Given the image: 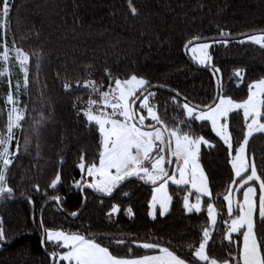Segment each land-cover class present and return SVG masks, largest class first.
Wrapping results in <instances>:
<instances>
[{"label": "trees", "instance_id": "16d2710c", "mask_svg": "<svg viewBox=\"0 0 264 264\" xmlns=\"http://www.w3.org/2000/svg\"><path fill=\"white\" fill-rule=\"evenodd\" d=\"M9 2L14 7L7 21L8 46L11 48L15 43L29 54L40 53L42 60L37 70L36 58L32 56L27 94L20 90L19 106H26V118L22 121L23 127L14 130L21 145L19 158L14 161L9 175L14 197L0 201V227L8 241L0 244V264H50L40 244L41 212L45 227L85 235L91 232L120 256H128L129 248L133 250L132 255L144 254L145 250L133 241L151 239L177 250L182 258H189L187 245L198 246L207 215L203 203L200 214L184 212L183 197L188 193L183 186L169 185L172 203L165 216L157 214L155 220L147 214L151 187L138 181L127 182L121 186L123 191L117 190L110 199L103 198V204L96 195H89L78 217L68 218L67 215L77 212L82 205V194L73 187L74 182L81 179L77 168L79 157L84 152L86 162H91L97 155L98 134L89 132L82 118L77 116L79 108L89 99V91L73 88L68 94L63 86L66 82L73 86L78 80L91 78L103 81L106 87L105 68L122 78L138 74L152 85H164L163 89L152 91L157 92L160 114L172 125L177 119H184L182 109L171 103L170 98L176 92L196 104L210 103L215 94L212 76L187 60L182 54L184 45L194 36L212 42L219 38L220 30L231 33V37L259 34L264 29V0H132L138 10L135 17L128 10V0ZM238 39L241 38L230 39L227 47L215 44L210 52L214 64L221 69L218 78L227 94L240 101L246 98L249 83L264 78V49L248 43L241 45L236 43ZM2 43L4 40L0 39ZM187 57L192 62L189 51ZM11 66L9 61V68ZM238 68L244 70V80L237 87L233 72ZM87 73H91V77H87ZM9 79L0 77V131L6 128L10 107L5 104ZM10 80L12 85L13 79ZM41 112L47 117L46 122L33 132V122ZM196 130L215 145L201 147L199 162L210 179L213 199L217 200L215 194L221 193L217 200L219 207L230 183L226 149L222 142L216 144L218 138L211 132L210 125L203 131L197 125ZM243 130L242 114H231L230 132L234 143L242 140ZM25 136L30 140L27 152L23 150ZM15 149L14 141L10 150ZM246 155L255 161L258 170L264 171V134L250 138ZM57 171L61 172V183L52 189L49 184ZM34 185H38V192ZM53 195L59 196L61 203L50 202L44 206ZM193 197L194 193L189 195V200ZM28 198L32 199L31 204ZM113 203L121 210L109 218L106 213ZM128 207L134 213L131 218L125 211ZM223 211L226 216L225 209ZM222 229L223 224L218 220L213 233L216 238L213 255L218 257L226 255L220 244ZM115 239L127 243L117 246L111 243ZM45 247L52 250L51 245Z\"/></svg>", "mask_w": 264, "mask_h": 264}, {"label": "snow or ice", "instance_id": "6c2138e0", "mask_svg": "<svg viewBox=\"0 0 264 264\" xmlns=\"http://www.w3.org/2000/svg\"><path fill=\"white\" fill-rule=\"evenodd\" d=\"M13 7L14 4L9 0H0V29H3L0 39L4 40V43L0 44V49H3L0 51V64L3 65L0 68V77L10 78L8 64L14 58L23 73V88L27 94L31 58L35 56L39 70L42 57L40 53L25 52L15 43L11 48L8 46L7 21ZM128 10L132 17L138 15L132 0H128ZM231 35L220 30L219 38L213 39L212 42H199L202 38L194 36L184 45L186 51L192 53V60L197 65L212 72L215 94L210 103L196 104L187 97L181 98V94L176 92L170 98L171 103L175 108L182 109L184 119H177L172 125L160 114L157 92L152 91L156 86L138 74L132 73L122 78L105 68L106 90L103 81L85 78L82 84V87L89 91V99L87 107L80 108L77 116L82 118L89 132L98 134L97 155L91 162H86V154L81 153L77 164L81 179L75 181L73 187L80 190L85 201L94 193L103 204L104 197H112L117 190L123 191L121 186L126 182L141 181L145 185H151L147 214L155 220L157 214L164 217L172 203L169 185H175L177 188L183 186L184 191L188 193L183 197L184 212L200 214L203 203L206 205L207 215V222L198 238V246L192 243L187 245L190 249L189 258H182L177 254V250L159 240L151 239L148 242L133 241L138 248L145 250L144 254L132 255L133 250L129 248L128 256H120L91 232L85 235L81 232L52 230L45 227L41 220L40 228L44 234L41 245L52 246L51 251L45 247L50 264H264V171L258 170L255 161L246 155L250 138L256 134H264V78L248 84L245 99L237 101L227 94L225 86L218 78L221 69L214 64L210 49L215 44L227 47ZM241 36L245 38L236 40V43H251L264 49V29L259 34ZM87 77H91V73H87ZM233 77L237 79L238 87L244 80V70L235 69ZM76 85L77 88L81 87L79 80ZM63 87L68 94L73 91L68 82ZM20 89L21 85L17 82L13 93L9 79V93L5 104L10 107L7 108L6 128L0 131V201L14 197L9 175L14 161L19 158L21 147L14 130L21 129L22 121L26 118V106H19ZM73 106L76 107L75 104ZM231 114H242L243 119L242 140L235 143L230 132ZM46 119L45 114L41 112L39 118L33 122V132L45 123ZM197 125L200 131L210 125L211 132L218 138L216 144L222 142L226 149V163L230 165V183L222 194L223 204L219 207L217 200L221 193L217 192V200L213 199L210 179L199 162L201 147L212 148L215 145L197 133ZM14 141L16 149L10 150ZM29 143V137L25 136V152L28 151ZM60 183L61 172L57 171L49 187L55 189ZM34 187L38 192V185ZM85 189L91 191L85 192ZM192 193H195L194 202L189 200ZM238 193H242V198H238ZM123 195L128 196V193L123 192ZM205 197L207 200H202ZM50 199L55 200L57 204L61 203L59 196L53 195ZM32 202V199L28 198V203ZM225 208L226 216L223 211ZM120 210V206L113 203L106 215L112 218ZM125 211L130 218L134 215L131 207ZM70 215L76 217L77 212ZM218 220L223 224L220 233L221 248L226 253L223 257L213 255L216 239L213 233L217 229ZM7 242L6 233L0 227V244ZM111 243L120 246L127 242L115 239Z\"/></svg>", "mask_w": 264, "mask_h": 264}, {"label": "rangeland", "instance_id": "374dc122", "mask_svg": "<svg viewBox=\"0 0 264 264\" xmlns=\"http://www.w3.org/2000/svg\"><path fill=\"white\" fill-rule=\"evenodd\" d=\"M2 30L3 29H0V33L2 34ZM248 44H251V43H248ZM256 46H258V45H256ZM13 55V57H14V53L12 54ZM189 56H190V58H191V60H192V53L191 52H189ZM192 62L194 63V61L192 60ZM10 63L12 64V66H11V68H9V64H8V68H9V70H10V72H11V76H10V79L12 78L13 79V82H12V91H13V93H15V87H16V84H17V82H19L20 83V85H21V89H23L24 90V88H23V73L21 72V70H20V67H19V65H18V63L15 61V59L13 58V59H11L10 60ZM199 66V65H198ZM80 84H81V87L80 88H82V89H84L83 87H82V84H83V81L82 82H80ZM107 87V86H106ZM106 87H105V90H106ZM73 88H77V85L75 84V85H73L72 86V89ZM20 89V90H21ZM93 98H95V97H93ZM96 99H98V97H96ZM85 107H87V102L83 105V106H81L80 108H85ZM79 108V109H80ZM145 115H146V113H145ZM206 198V197H205ZM239 198H242V193L240 194V197ZM193 200H190V202H194V200H195V193H194V197L192 198ZM203 199V198H202ZM225 211H226V208H225ZM157 212H158V208H157ZM63 251V250H62Z\"/></svg>", "mask_w": 264, "mask_h": 264}, {"label": "water", "instance_id": "95a60500", "mask_svg": "<svg viewBox=\"0 0 264 264\" xmlns=\"http://www.w3.org/2000/svg\"><path fill=\"white\" fill-rule=\"evenodd\" d=\"M242 37H244V36H238V37H230L229 39H233V38H242ZM205 41H207V40H201V41H199V42H205ZM182 54L187 58V60L193 65V66H195V67H197V68H202V69H205V68H203V67H199V66H196L194 63H192L190 60H189V58L187 57V51H186V49H185V47H183V49H182ZM205 70H207L209 73H210V75L212 76V72L211 71H209L208 69H205ZM213 82H214V86H215V81L213 80ZM163 89V87H160V86H156V87H154L153 89ZM152 89V90H153ZM166 91H168L167 89H165ZM138 182H140V183H142L141 181H138ZM127 183V182H126ZM145 185V184H144ZM123 186V185H122ZM146 186H149V187H152L151 185H146ZM258 187V186H257ZM85 190H87V191H91V190H88V189H85ZM81 193V192H80ZM94 194V193H93ZM115 194V192L113 193V195ZM94 195H96V194H94ZM239 195V193L237 194V196ZM113 197V196H112ZM112 197H104L105 199H110V198H112ZM50 202H56L55 200H49V201H47L45 204H44V206H46L48 203H50ZM85 203H86V201H85V199H84V197H83V195H82V205H81V208L77 211V216L76 217H72L71 215H67L68 216V218L69 219H75V218H77L78 217V215H79V213L81 212V210L84 208V206H85ZM41 214H42V212H41ZM41 214H40V221H41ZM42 238H44V234H43V232H42V229H41V240H42ZM40 244H41V242H40ZM41 248L43 249V251H45V247H42V245H41Z\"/></svg>", "mask_w": 264, "mask_h": 264}]
</instances>
